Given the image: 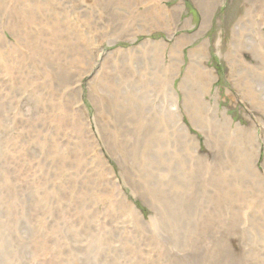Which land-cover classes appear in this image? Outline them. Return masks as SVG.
<instances>
[{
    "label": "rangeland",
    "instance_id": "374dc122",
    "mask_svg": "<svg viewBox=\"0 0 264 264\" xmlns=\"http://www.w3.org/2000/svg\"><path fill=\"white\" fill-rule=\"evenodd\" d=\"M114 1L0 0V264H264V0Z\"/></svg>",
    "mask_w": 264,
    "mask_h": 264
},
{
    "label": "bare ground",
    "instance_id": "6f19581e",
    "mask_svg": "<svg viewBox=\"0 0 264 264\" xmlns=\"http://www.w3.org/2000/svg\"><path fill=\"white\" fill-rule=\"evenodd\" d=\"M126 1L129 2L130 1V5L132 4L133 0H120V1H114L110 4L111 8L112 9H115L117 7H122V8H125V9H129L130 6L126 5ZM210 1V5H214L215 3V0H209ZM180 5H174V6H164L162 3H161V0H151V6H150V13H151V16L155 21H157V19L159 17H162L163 15H165V13H169V17H170V21H169V27L167 29V35L169 38H173L175 39V34L174 32L176 31V29H179V24L176 23L177 20H178V17L180 15ZM204 14H205V17H206V12L204 11ZM150 17H146L144 20V16L141 15L140 18L143 20L142 22L145 23V22H148L150 20ZM43 24H47L48 28L52 30L51 32V37L49 38L52 39V44H57L58 45V51L59 53L60 52H63V48L65 47V45L69 42V38L65 35V32L63 29L59 28V26H54V24L50 23L49 21H45ZM187 25V21L184 23V26ZM54 26V27H53ZM201 28H202V25H201ZM50 35V34H49ZM44 38V39H43ZM41 40L47 42V35H43L41 36ZM60 44V45H59ZM112 44V41H109L108 42V45H111ZM159 45V44H158ZM163 45H167V46H170V44L164 42ZM47 45L45 44L43 46V49L47 50ZM157 46V45H156ZM161 46V45H159ZM49 48V47H48ZM110 49H108L109 51ZM107 51V52H108ZM174 57V56H173ZM179 57V56H177ZM89 59L90 57L86 55L85 52H82L80 53V58L78 60V70L79 71H82L85 69L88 68V71L91 70V66L92 64H89ZM106 62V61H105ZM104 62V64H105ZM173 72H170L171 76L168 77V78H163L162 80V85H163V89L164 91H168L170 90V87L172 86V78H174V76H176V70H178L175 62L173 63ZM202 70L210 77V78H214L215 77V70L213 67H211L210 65H208L207 63H203V67H201ZM102 69H103V65L99 67V69L96 71L95 75L93 76V78H96L98 76H102L104 75L103 72H102ZM202 71V72H203ZM188 72V70L186 71ZM103 83L106 85L107 83H111L110 81V78H107L106 76H102L101 77ZM183 82H185V80H182ZM237 87V86H236ZM240 91V93L242 95H244L245 97H247L245 95V93L238 87L236 88ZM172 91H174L172 89ZM228 91V94L230 95V90L227 89ZM188 94V92H187ZM189 99L191 100L192 104L195 102V99H194V95L192 93H189ZM231 99H232V96H231ZM177 112V102H176V98H175V95L173 96V102L172 104L170 105V110L167 111L165 115H167L165 117L166 120H171V118L174 120L175 119V113ZM259 116V115H257ZM247 121H248V128L252 131L253 133V136L254 134H256V132L254 131V129H256L258 126H260L258 123H256L254 121V119L252 118V116L248 115L247 116ZM260 122H261V125H263L264 121L262 118H259ZM80 128L82 130H86V126L85 124H80ZM102 131V133H104L106 131V129L104 128H101L100 129ZM255 137V136H254ZM87 139L91 142V140L87 137ZM256 139V138H255ZM257 141V140H256ZM257 144V143H256ZM259 144V142H258ZM105 235V234H104Z\"/></svg>",
    "mask_w": 264,
    "mask_h": 264
}]
</instances>
